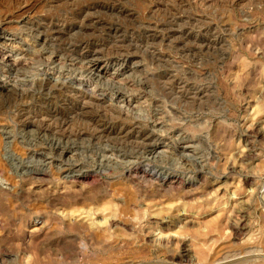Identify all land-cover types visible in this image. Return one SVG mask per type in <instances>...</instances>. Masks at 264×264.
<instances>
[{"label":"rangeland","instance_id":"374dc122","mask_svg":"<svg viewBox=\"0 0 264 264\" xmlns=\"http://www.w3.org/2000/svg\"><path fill=\"white\" fill-rule=\"evenodd\" d=\"M83 1L0 0V33L12 38L18 63L11 72L0 66V77L26 83L20 98L0 81V264H264V0H211L210 6L122 0L133 17L96 16L124 30L125 43L137 46L125 57L141 66L114 75L107 61L116 41L99 26L89 31V42L112 46L94 53L107 66L98 78L65 52L80 34L59 41L43 28L69 22L71 10L98 0ZM169 14L181 16L178 29L188 25L186 37L143 36L144 27L153 29ZM207 23L212 36L208 47L200 46L197 34ZM63 75L86 84L89 78L107 97L122 90L130 114L161 136L158 150L150 154L123 139L93 135L96 113L103 114L97 124L136 119L95 106L77 117L68 85L52 89L46 82ZM37 115L40 124H31ZM83 171L90 175L77 179ZM164 175L178 180L164 181Z\"/></svg>","mask_w":264,"mask_h":264},{"label":"bare ground","instance_id":"6f19581e","mask_svg":"<svg viewBox=\"0 0 264 264\" xmlns=\"http://www.w3.org/2000/svg\"><path fill=\"white\" fill-rule=\"evenodd\" d=\"M62 1V0H61ZM74 2H75V0H73ZM82 1V0H81ZM85 1V0H84ZM83 1V2H84ZM142 1H144V0H142ZM154 1V0H153ZM175 1V0H174ZM177 1V0H176ZM180 1V0H179ZM178 1V2H179ZM182 1V0H181ZM192 1H195V2H197V3H200V4H204L205 3V5H206V3H210V4H208L209 6L210 5H212V3H211V0H192ZM214 1H217V0H214ZM226 1V0H225ZM245 2V0H232V2L230 3V4H235V5H238L239 3H242V2ZM251 1V0H250ZM64 2V1H63ZM66 2V1H65ZM65 2H64V5H65ZM70 3H71V1H69ZM86 2V1H85ZM145 2V1H144ZM143 2V3H144ZM147 2H149V1H147ZM150 2H151V0H150ZM163 2V1H162ZM184 2H186V1H184ZM247 2V1H246ZM54 3V2H53ZM60 3V2H59ZM69 3V4H70ZM128 3H129V1H128ZM151 3H154V2H151ZM161 3V2H160ZM164 3H165V1H164ZM170 3H172L171 1H170ZM252 3V2H251ZM81 4H82V2H81ZM175 4V3H174ZM183 3L181 2V5H182ZM192 4V3H191ZM199 4V5H200ZM74 5H76V7H77V5L78 4H74ZM74 5H72V6H74ZM148 5H149V3H148ZM163 5V4H162ZM180 5V6H181ZM184 5V4H183ZM234 5V6H235ZM70 6V5H69ZM72 6H70V7H72ZM154 6V5H153ZM159 6H160V4L159 3H156L155 4V7H156V9H158L159 8ZM171 6V5H170ZM177 6V5H176ZM193 6V5H192ZM197 6H198V4H197ZM202 6V5H201ZM214 6H216L217 7V5H213V8H214ZM222 6V5H221ZM220 6V7H221ZM230 6V5H229ZM178 7V6H177ZM212 7V6H211ZM215 7V8H216ZM223 7V6H222ZM66 8V7H65ZM162 8V7H161ZM171 8V7H170ZM175 8V7H174ZM173 8V10H175ZM192 8H194V6L192 7ZM191 8V9H192ZM199 9H200V7H198ZM203 8V7H202ZM155 8H153V10H154ZM163 9V8H162ZM161 9V10H162ZM183 9L185 10H187V12H189L188 11V9L187 8H184L183 7ZM182 9V10H183ZM164 10H166V9H164ZM179 10H181L180 8H179ZM69 11V10H68ZM166 11H169V10H166ZM194 11H197V10H194ZM58 12V11H57ZM70 12V11H69ZM97 12H103V13H105V14H112V15H114V17H118V20H119V18H123V17H126V19L127 18H130V17H133L136 13H135V11H131V9H129L127 6H126V4H125V2L124 1H122V0H113V1H109V0H102V1H90V2H86V3H84V5H82V6H79V7H77L75 10H71V18H69V22H67V21H63V20H60V21H56V22H54V23H48L47 25H45L44 24V29H45V31L46 32H48L51 36H53V38L54 39H56V40H61V39H63L64 37H69V36H71V37H73L74 35H77V34H80L81 36H82V38L81 39H79V40H77V41H74V42H71V43H69L68 44V46L67 45H65V46H67L66 48L64 47V49H65V52H67L69 55H72V56H75V57H71L70 58V60L76 65L77 63H83V65L85 66V67H83L86 71H88V72H90V74H92L94 77H96V78H98V77H104V75H105V73H107V66H108V64L110 65V69H115L114 70V72H113V74L115 75V74H119L120 73V69L121 68H129L130 70H133L134 71V69H136V68H138V67H140L141 66V62L139 63V62H132V63H130L129 62V59H128V56L127 57H125V54L124 53H129V54H132L134 51H132L133 49L135 50V49H137V48H135V47H137V46H135L134 47V42H131V44L128 42V41H126L127 42V44L125 43V41H124V38L126 37V35L124 34V30L121 28V27H119L118 25H116V24H114V23H109V22H107V21H103L101 18H99L98 16H96L97 14ZM141 12V11H140ZM156 12V11H155ZM171 12V11H170ZM175 12H177V10L175 11ZM179 12V11H178ZM182 12V11H181ZM184 12H186V11H184ZM152 13H154V12H152ZM164 13H165V11H164ZM180 13V12H179ZM202 13V12H201ZM200 13V14H201ZM220 13V12H219ZM63 14V13H62ZM98 14H100V13H98ZM141 14V13H140ZM161 14V13H160ZM204 14V13H203ZM211 14H213L212 12H211ZM215 14V13H214ZM142 15V14H141ZM150 15H152V14H150ZM157 15V14H156ZM168 15V14H167ZM170 16H169V20L168 21H166V20H164V22H163V19H162V22L163 23H159V24H157V25H154V28L152 29L151 28V26L149 27H144L143 28V36H145L146 38H155V37H157V36H160V35H166V36H175V35H177L178 34V36L177 37H183V36H185L184 34H189V32H188V30H187V28H186V26H188V25H186V26H183L184 25V23L182 24V26H180V29H178L177 27L179 26V24H181L182 22H179L180 20H181V16H179L178 15V17L176 16V14H169ZM187 15V14H186ZM185 15V16H186ZM195 15V14H194ZM199 15V14H198ZM215 16V15H214ZM213 16V17H214ZM223 16V15H222ZM60 17V16H59ZM61 17H62V15H61ZM66 17V16H65ZM103 17H105V16H103ZM108 17V16H107ZM113 17V18H114ZM150 17V16H149ZM152 17V16H151ZM160 17V16H159ZM158 17V18H159ZM204 17V16H203ZM212 17V16H211ZM217 17H219V15H217ZM220 17H221V15H220ZM64 18V17H63ZM111 18V17H110ZM142 18V17H141ZM185 18V17H184ZM183 18V19H184ZM188 18V17H187ZM193 18H194V16H193ZM46 19V18H45ZM131 19H133V18H131ZM143 19V18H142ZM160 19H161V17H160ZM166 19V18H165ZM200 19H202L201 17L199 18V19H197V18H195V20H197L198 22H201V21H199ZM218 19V18H217ZM48 20H49V18H48ZM185 20V19H184ZM187 20V19H186ZM206 20H207V17H206ZM215 20V19H214ZM42 21V20H41ZM158 21V20H157ZM192 21H194V20H192ZM196 21V22H197ZM210 21V20H209ZM44 22V21H43ZM48 22V21H47ZM113 22V21H112ZM178 22H179V24H178ZM188 22V21H187ZM191 22V21H190ZM196 22H195V24H196ZM149 23V22H148ZM185 23H186V21H185ZM203 23V22H202ZM27 24V23H26ZM119 24V23H118ZM188 24V23H187ZM189 24H191V23H189ZM192 24H194V23H192ZM194 24V25H195ZM227 24V23H226ZM31 25V24H30ZM33 25V24H32ZM144 25V24H143ZM147 25V24H146ZM169 25V27H167ZM177 26V27H175V28H177V29H172V28H170L171 26ZM194 25H191V27L193 26L194 27ZM196 25H198V23L196 24ZM195 25V26H196ZM204 25V24H203ZM216 25H217V22H216ZM103 27L104 28V31H106L107 33H108V37H111L112 39H114V41H116L115 43L114 42H112L111 40V43H113L114 44V46H115V49H114V51H112L111 53H112V55L113 56H111L109 59H108V61H107V66H100V60H102V58L101 57H99V56H94V53H104V50H105V47H103V46H100L99 44H92L91 42H89V31H96L97 30V27ZM120 26H122V25H120ZM199 26H200V23H199ZM201 26H202V24H201ZM215 26V25H214ZM228 26H229V24H228ZM32 27V26H31ZM190 27V28H191ZM192 27V28H193ZM32 28H34V27H32ZM198 28V27H197ZM200 28V27H199ZM229 28V27H228ZM96 29V30H95ZM133 29V28H132ZM136 29H138V28H136ZM203 29H204V32H203V34H202V36L200 35V34H197V35H199L200 37L198 38V41H199V44L198 45H200V46H204V45H206L205 44V41L206 40H208L209 39V36L211 35V32H212V30H213V28H212V25L211 24H209V23H207L206 25H204V27H203ZM36 30V29H35ZM41 30H43V29H41ZM142 30V29H141ZM195 30V29H194ZM198 30V29H197ZM223 30H226V29H223ZM133 31V30H132ZM202 30H200V32H201ZM227 31H228V29H227ZM41 33H42V31H40ZM92 32H90V33H92ZM99 32V31H98ZM220 32V31H219ZM45 33V32H44ZM202 33V32H201ZM217 33V32H216ZM224 33V32H223ZM222 33V34H223ZM130 34V33H129ZM136 34V33H135ZM134 34V35H135ZM191 34V33H190ZM195 34V33H194ZM193 34V35H194ZM212 34H214V33H212ZM221 34V33H220ZM8 35V34H7ZM7 35H4V34H2V33H0V40H4L3 42H0V51H1V49H3V53H2V55H0V66H2L6 71H9V72H11V71H13V70H17V66H18V63H17V60L16 59H14V54H13V52H14V49H13V47H12V38L10 37V36H7ZM37 35V34H36ZM40 35V34H39ZM132 35V34H131ZM50 36V37H51ZM125 36V37H124ZM130 36V35H129ZM128 36V37H129ZM137 36V35H136ZM192 36V35H191ZM212 36V35H211ZM221 36V35H220ZM40 37H42V36H40ZM138 37V36H137ZM141 37V36H140ZM176 37V36H175ZM175 37H173V38H175ZM186 37V36H185ZM195 37V36H194ZM193 37V38H194ZM219 37V36H218ZM39 38V37H38ZM52 38V37H51ZM102 38V37H101ZM104 38V37H103ZM111 38H109V39H111ZM166 38V37H165ZM192 38V37H191ZM136 39V38H135ZM161 38H159L158 40H160ZM168 40H170L169 38H167ZM104 40V39H103ZM131 40H132V38H131ZM152 40V39H151ZM151 40H149V41H151ZM154 40V39H153ZM158 40H156V41H158ZM186 40V39H185ZM185 40H184V43H185ZM187 40H189L188 38H187ZM221 40V39H220ZM14 41V40H13ZM99 41V40H98ZM136 41V40H135ZM193 41V40H192ZM211 41H212V39H211ZM102 42V41H101ZM100 42V43H101ZM106 42H108V41H106ZM105 42V43H106ZM142 42V41H141ZM146 42V41H145ZM176 42V41H175ZM179 42V41H178ZM208 42V41H207ZM206 42V43H207ZM219 42V41H218ZM99 43V42H98ZM110 43V44H111ZM120 43V44H119ZM129 43V44H128ZM140 43V42H139ZM143 43V42H142ZM147 43V42H146ZM174 43V42H173ZM194 43H195V41H194ZM145 44V43H144ZM149 44V43H148ZM211 45H212V43H210ZM220 44V43H219ZM49 45V44H48ZM137 45H139V44H137ZM141 45H143V44H141ZM140 45V46H141ZM168 45V44H167ZM180 45V44H179ZM197 45V46H198ZM208 45V44H207ZM206 45V46H207ZM109 46H112V45H109ZM108 46V47H109ZM145 46H146V44H145ZM149 46V45H148ZM199 46V47H200ZM107 47V48H108ZM147 47V46H146ZM179 47V46H178ZM183 47H184V45H183ZM191 47H192V45H191ZM208 47V46H207ZM209 47H210V45H209ZM107 48H106V50H107ZM110 48V47H109ZM139 48V47H138ZM140 48H142V47H140ZM143 48H145V47H143ZM148 48V47H147ZM174 48V47H173ZM196 48V47H195ZM64 49H63V51H64ZM113 49V48H112ZM157 49V48H156ZM207 49V48H206ZM60 50V49H59ZM105 50V51H106ZM149 50V49H148ZM151 50V49H150ZM110 51V50H109ZM136 51V50H135ZM146 51V50H145ZM195 51V50H194ZM132 52V53H131ZM20 53V52H19ZM66 53V54H67ZM93 53V56H91V57H89L90 56V54H92ZM107 53V52H106ZM215 53V52H214ZM1 54V53H0ZM148 54V53H147ZM184 55V54H183ZM156 56V55H155ZM157 59V58H156ZM69 60V61H70ZM80 65V64H79ZM114 65H118V67L117 68H113L114 67ZM164 66V65H163ZM20 69V68H19ZM133 71H131V72H133ZM163 71V70H162ZM4 73V72H3ZM173 73V72H172ZM130 74V73H129ZM133 74V73H132ZM144 74V73H143ZM167 74H169V73H167ZM5 75H6V73H5ZM65 75H63V76H56V77H49V78H47L46 79V82L49 84V86H51V88L53 89L54 87H60V88H65V89H67V85H68V88H69V90L71 91L70 92V94L71 93H73L74 95H76V98H75V100H71L72 102H69V103H71L73 106H74V108H76L77 109V111H76V116L77 117H80V118H82V119H84V117L86 116V114H88V112H90L91 110L89 109L90 107H92L93 108V106H95L96 107V109L95 110H102V109H105V108H107V109H109L108 111H113V112H115L116 111V113L121 117V116H124L126 119L127 118H131L132 120H133V118H135V117H133L131 114H130V110L132 109V108H129V102H128V100L126 101L125 99H124V97H125V93L122 91V90H120L119 88H116L113 92L111 91V96L110 97H107L108 96V94H107V92H106V90H102L101 88L99 89L97 86H93V87H90V83H89V78H88V83L86 84V83H84L83 81H80V80H76L75 78H71V77H69V76H67V77H64ZM162 76V75H161ZM139 77V76H138ZM148 77H149V75H148ZM166 77H168V76H166ZM175 77V76H174ZM155 78H157L156 77V75H155ZM171 78V77H170ZM177 78V77H176ZM182 78V77H181ZM7 79V78H6ZM10 79V78H9ZM75 79V80H74ZM79 79V78H78ZM87 79V78H86ZM166 79H168V78H166ZM141 80V79H140ZM144 80V79H143ZM157 80V79H156ZM174 80H175V78H174ZM0 81L2 82V85H4L7 89L8 88H12V89H14L15 91H16V93H17V95H19L20 96V98H25L26 97V95L24 94L25 93V88H24V86L26 85V83L25 82H20V80L19 81H17V80H13V82L12 83H10V82H8V81H5V80H3L1 77H0ZM26 81V80H25ZM138 81V80H137ZM144 81H146V80H144ZM172 81V80H171ZM34 82V81H33ZM41 82V81H40ZM158 82H159V80H158ZM175 82H177V84H182L183 83V81L182 80H177V81H175ZM161 83V82H160ZM171 83V82H170ZM92 84V83H91ZM94 84H95V82H94ZM137 84V83H136ZM143 84V83H142ZM145 84V83H144ZM177 84H175V85H177ZM39 85H41V84H39ZM165 86L164 87H166V85L167 84H164ZM28 86V85H27ZM146 86V85H145ZM187 86V85H186ZM189 86H190V84H189ZM197 86V85H196ZM199 86V85H198ZM118 87V86H117ZM120 87V86H119ZM121 87H124V86H121ZM120 87V88H121ZM142 87V86H141ZM150 87V86H149ZM185 87V86H184ZM183 87V88H184ZM170 88H172V87H170ZM181 88V87H180ZM163 89V91H164V88H162ZM194 89V88H193ZM56 90V89H55ZM113 90V89H112ZM166 90V89H165ZM169 90V89H168ZM175 90H177V88L175 89ZM186 90H189V88L188 89H186ZM47 91V90H46ZM63 91V90H62ZM61 91V92H62ZM65 92L67 91V90H64ZM126 91V90H125ZM165 92H167V91H165ZM171 92H174L173 90H171ZM182 92V91H181ZM184 92V91H183ZM194 92V91H193ZM13 93V92H12ZM29 93H30V91H29ZM32 93V92H31ZM49 93V92H48ZM67 93H68V91H67ZM66 93V94H67ZM176 93H177V91H176ZM176 93H174V94H176ZM54 94V93H53ZM69 94V95H70ZM167 94V93H166ZM203 94V93H202ZM57 95V94H56ZM201 95V94H200ZM62 96V95H61ZM67 96H68V94H67ZM178 96V95H177ZM176 96V97H177ZM180 96H181V94H180ZM179 96V97H180ZM183 96V95H182ZM185 96H186V94H185ZM166 97V96H165ZM179 97H178V99H179ZM197 97V96H196ZM11 98H12V96H11ZM70 98V97H69ZM170 98V97H169ZM181 98V97H180ZM187 98V97H186ZM193 98H195V95H193ZM198 98V97H197ZM197 98H195V99H197ZM72 99V98H71ZM182 99H185L184 97L182 98ZM181 99V100H182ZM189 99V98H188ZM199 100H201L200 98H198ZM63 101L64 100H66V99H62ZM172 100V99H171ZM176 100V99H175ZM187 100V99H186ZM26 101V100H25ZM70 101V100H69ZM66 102V101H65ZM160 102V101H159ZM183 102H186L185 100L183 101ZM23 103V102H22ZM119 103H121V104H119ZM156 103V102H155ZM63 104V103H62ZM65 104V103H64ZM70 104V105H71ZM68 105V104H67ZM24 106V105H23ZM35 106V105H34ZM66 106V105H65ZM18 107V106H17ZM25 107V106H24ZM31 107V106H30ZM94 107V108H95ZM22 108V107H21ZM26 108V107H25ZM73 108V107H72ZM56 109V108H55ZM19 110V109H18ZM38 110V109H37ZM75 110V109H74ZM90 110V111H89ZM26 110H21L20 112H19V117H23L24 115H26V113H27V111L25 112ZM105 111V110H104ZM104 111H103V113H104ZM72 112V111H71ZM101 112V111H100ZM112 112V113H113ZM16 113V112H15ZM38 113V112H37ZM96 113V112H95ZM32 114V113H31ZM75 114V113H74ZM74 114H73V116H74ZM94 114V113H93ZM92 114V115H93ZM106 114V113H105ZM111 114V113H110ZM116 114V115H117ZM92 115H91V117H92ZM101 115H103L102 113H101ZM101 115H99V113H96L95 114V116L93 117V119H92V121H94L95 122V125H94V127H92L94 130H93V135H95L96 137H99V138H102V137H109V136H111V137H115V138H119V139H123L125 142H128V143H131V144H135V147L137 146V147H142V148H147L148 149V153H154V152H156L157 150H158V148L160 147V145L162 144V142H161V136L160 135H158L157 134V132L153 129V127H150L148 124L147 125H145V123H143L140 119H137V117L135 118L136 120H134V122H133V124L132 125H126V124H123V123H120V122H118V123H116V122H111V121H108V122H103V123H101V124H97L96 122V118L97 117H99V116H101ZM115 115V114H114ZM38 116H40V115H37L36 116V119L34 120L33 119V121L31 122L30 121V123L32 124L33 122H38L39 123V120L37 119V117ZM105 116V115H104ZM110 116V115H109ZM107 117V116H106ZM111 117V116H110ZM110 117H107V118H110ZM39 118V117H38ZM40 118H42V117H40ZM52 118V117H51ZM86 118V117H85ZM22 119V118H21ZM32 119V118H31ZM43 119V118H42ZM41 119V120H42ZM88 119V118H87ZM111 119H113V118H111ZM110 119V120H111ZM86 120V119H85ZM88 120H90V119H88ZM98 120V119H97ZM109 120V119H108ZM102 121V120H101ZM100 121V122H101ZM106 121V120H105ZM59 122H61V121H59ZM90 122V121H89ZM55 123V122H54ZM84 123V122H83ZM92 123V122H91ZM25 125H26V127L27 126H29L27 123H24ZM40 124V123H39ZM38 124V125H39ZM43 124V123H42ZM57 124V123H56ZM62 124V123H61ZM65 124V123H64ZM70 125V124H69ZM88 125V124H87ZM92 125V124H91ZM152 125V124H151ZM41 126V125H40ZM49 127H51V126H49ZM66 128V127H65ZM61 129V128H60ZM67 129V128H66ZM80 129V128H79ZM83 130V129H82ZM81 130V131H82ZM90 130H91V128H90ZM56 131V130H55ZM57 132V131H56ZM81 133V132H80ZM79 133V134H80ZM72 136V135H71ZM110 137V138H111ZM29 142V141H28ZM54 143V145H55V147L57 148L58 146H59V143L57 142V141H54L53 142ZM34 144V143H33ZM57 145V146H56ZM65 146V145H64ZM66 149V148H65ZM74 149V148H73ZM68 150H69V148H68ZM67 150V151H68ZM63 152H66L65 150H63ZM44 153V152H43ZM43 153L42 152H39V154L38 155H40V157L43 155ZM249 153H251L250 151H249ZM124 154V153H123ZM126 155V154H125ZM129 155V154H128ZM246 155V154H245ZM248 156V155H247ZM250 156V155H249ZM121 157H122V155H121ZM129 157V156H128ZM135 157V156H134ZM241 158V157H240ZM245 158H246V156H245ZM154 168V167H153ZM3 172H5V170L3 169L2 170ZM1 171V172H2ZM159 171V170H158ZM84 172V171H83ZM81 173V174H77V176H76V178L77 179H79V180H83V179H85V178H87L89 175H90V172L88 173V171L87 172H84V173ZM33 173H41V171H34ZM144 173V172H143ZM160 173V172H159ZM162 173V172H161ZM146 174V173H145ZM37 175V174H36ZM159 175V174H158ZM142 176V175H141ZM163 179H164V181H168V180H170V179H172L173 177H168L167 175H164V176H161ZM250 178V177H249ZM178 180V178L176 179V178H173L172 179V181H177ZM180 180V179H179ZM182 180V179H181ZM247 181V180H246ZM176 184V183H175ZM174 184V185H175ZM181 185H182V181H181ZM164 186V185H163ZM169 186V185H168ZM264 188V187H263ZM262 188V189H263ZM262 191H264V190H262ZM261 191V192H262ZM261 194H264L263 192L261 193ZM245 210V209H244ZM243 210V211H244ZM242 211V212H243ZM240 212V211H239ZM89 213H92V212H90L89 211ZM94 215V214H93ZM246 216V215H245ZM152 217V216H151ZM103 218V217H102ZM108 218V217H107ZM98 219V218H97ZM111 219V218H110ZM75 220V219H74ZM104 220H106V219H104ZM115 220V219H114ZM162 220V219H161ZM82 221V220H81ZM85 222V221H84ZM163 222V221H162ZM153 223V222H152ZM159 224V223H158ZM242 224V223H241ZM94 225V224H93ZM92 226V225H91ZM244 226V225H243ZM242 226V227H243ZM94 228V227H93ZM236 233H238V231L236 232ZM239 234V233H238ZM246 248H248V247H246ZM184 250V249H183ZM184 252V251H183ZM182 256H184V255H182ZM186 256H187V253H186ZM188 257V256H187ZM184 259H188V258H184ZM180 260V259H179ZM182 260V259H181ZM190 260V259H189ZM178 261V260H177ZM177 261H174V262H177ZM183 261V260H182ZM185 261V260H184ZM183 263V262H182ZM173 264H175V263H173ZM178 264V263H177ZM189 264V263H188ZM198 264V263H197ZM235 264V263H234Z\"/></svg>","mask_w":264,"mask_h":264}]
</instances>
